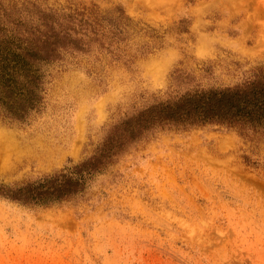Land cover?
<instances>
[{
    "label": "rangeland",
    "instance_id": "374dc122",
    "mask_svg": "<svg viewBox=\"0 0 264 264\" xmlns=\"http://www.w3.org/2000/svg\"><path fill=\"white\" fill-rule=\"evenodd\" d=\"M69 17L90 24L44 66L43 108L0 116V184L64 170L119 120L264 64V0H0V23ZM0 264H264V132L161 128L74 197L0 195Z\"/></svg>",
    "mask_w": 264,
    "mask_h": 264
},
{
    "label": "trees",
    "instance_id": "16d2710c",
    "mask_svg": "<svg viewBox=\"0 0 264 264\" xmlns=\"http://www.w3.org/2000/svg\"><path fill=\"white\" fill-rule=\"evenodd\" d=\"M69 21L74 25L70 27ZM90 21L72 17L39 23H0V116L29 121L43 108L44 66L69 48L81 50L73 32L88 30ZM79 26V27H78ZM207 123L240 125L264 132V64L242 80L219 88H196L152 103L114 123L94 154L59 172L20 184H0V195L24 203L48 204L74 197L89 180L114 162L128 147L161 128Z\"/></svg>",
    "mask_w": 264,
    "mask_h": 264
}]
</instances>
